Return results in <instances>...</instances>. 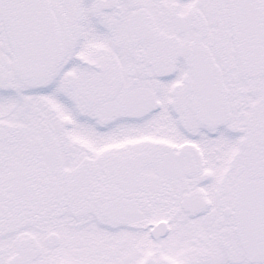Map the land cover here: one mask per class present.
<instances>
[{
    "label": "snow or ice",
    "instance_id": "1",
    "mask_svg": "<svg viewBox=\"0 0 264 264\" xmlns=\"http://www.w3.org/2000/svg\"><path fill=\"white\" fill-rule=\"evenodd\" d=\"M0 264H264V0H0Z\"/></svg>",
    "mask_w": 264,
    "mask_h": 264
}]
</instances>
